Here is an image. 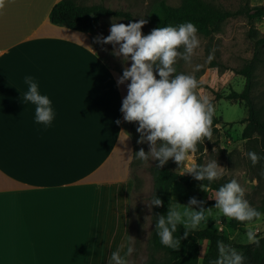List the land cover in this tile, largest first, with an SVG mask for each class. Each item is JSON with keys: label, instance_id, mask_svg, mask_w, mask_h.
Returning <instances> with one entry per match:
<instances>
[{"label": "crops", "instance_id": "1", "mask_svg": "<svg viewBox=\"0 0 264 264\" xmlns=\"http://www.w3.org/2000/svg\"><path fill=\"white\" fill-rule=\"evenodd\" d=\"M57 1L0 10V264H108L130 246L128 81L117 85L98 53L106 16L92 32L58 26L49 21ZM26 77L51 102L48 125L23 100Z\"/></svg>", "mask_w": 264, "mask_h": 264}, {"label": "clouds", "instance_id": "2", "mask_svg": "<svg viewBox=\"0 0 264 264\" xmlns=\"http://www.w3.org/2000/svg\"><path fill=\"white\" fill-rule=\"evenodd\" d=\"M7 3L8 0H0V10ZM146 23L145 19L128 24L112 23L109 35L97 36L94 41L112 45V54L119 57L122 64L130 62V66L123 68L117 85L128 81L120 112L125 122L138 125L137 144L148 145V151L140 148L134 153L135 158L144 162L156 161L155 166L159 169L170 159L180 166L189 153L197 150L198 143H204L206 138L210 140L212 135L213 105L207 97L196 94L195 77L177 73L175 67L178 60L188 64L192 62L195 50L200 46L198 29L191 22H186L175 27L153 28L143 35L142 28ZM213 58L214 55L210 54L208 60ZM25 83L28 84V91L23 100L35 105L36 122L48 125L53 119L49 98L39 93L38 85L31 77H26ZM116 123L119 124L120 120ZM126 134L127 140L130 134ZM247 156L253 165L261 159L254 152H248ZM222 170L217 161L212 160L206 165L193 164L186 173L197 181L211 182L221 177ZM244 196V189L236 179H232L215 192L214 207L224 217L240 222L259 219L262 213L252 207ZM204 203L196 197H190L187 204L168 205L166 214H156L155 229L160 243L173 250L178 249L180 240L186 238L189 231L196 230L202 221H206L205 214L210 213L211 209H205ZM152 206H163V201L155 194L148 205L150 209ZM178 225L183 226L184 237L173 236ZM246 235L249 242L259 244L254 231L249 229ZM122 248L123 245L110 254L108 264H129L125 257L131 256L135 249L128 246L122 256ZM217 249V258L209 264H244V255L223 241H217Z\"/></svg>", "mask_w": 264, "mask_h": 264}, {"label": "rangeland", "instance_id": "3", "mask_svg": "<svg viewBox=\"0 0 264 264\" xmlns=\"http://www.w3.org/2000/svg\"><path fill=\"white\" fill-rule=\"evenodd\" d=\"M158 0H79V4H102L115 10H124L132 14L133 22L139 19L147 20L142 28V34L147 35L153 26V20L149 16L151 6ZM167 4L177 6L180 0H164ZM219 8L235 10L239 8L244 0H204ZM251 6H262L264 0H248ZM130 20L108 15L100 24V32L103 37L106 27L112 23L128 24ZM200 46L195 50L190 64L178 60L175 65L177 73L193 75L197 81L196 94L199 97H207L214 108L213 115L220 119L216 124L218 132L214 133L210 140H204L202 147L197 144V150L189 153L186 160L178 166L173 160L167 163L177 172H185L199 157L202 165L216 160L223 168L220 178H228L229 181L236 179L244 189V198L252 207H256L264 196V167L261 163L253 167L248 165L245 153L246 138L242 135L244 124L242 121L247 116L244 101L240 98L231 97V93H239L243 89L244 76L235 72L249 60L255 51L258 52L259 62L255 70L253 97L258 104L264 99V43L255 47V41L264 38V13L261 17L251 21L244 16L231 17L221 23L216 31L204 36L197 33ZM99 44V43H98ZM98 53L106 63L115 70L119 76L123 68L130 66V62L122 64L121 59L112 54L113 48L110 44H100ZM183 49L181 48V51ZM210 54L214 58L209 61ZM159 78V77H157ZM138 125L135 122L124 121V134H130L129 140L132 144L133 159L130 165V178L133 188L130 194L131 200V225L129 232L130 246L135 251L128 256L129 264H143L148 259L150 252L149 235L153 226L152 207H148L154 191V180L152 167L156 161H140L135 158V152L143 148L148 151L147 144H137L139 134L136 132ZM264 163V161L262 162ZM219 178V179H220ZM215 192L204 186H184L175 181L171 187V196L175 203L187 204L190 197H196L204 201L203 207L210 208L206 212V221H202L198 228H209L226 235L236 243H250L247 239V231L251 229L256 233V238L264 236V213L259 219L246 223L238 229L231 228L220 222L219 210L215 205ZM207 242L201 244L200 256L203 255Z\"/></svg>", "mask_w": 264, "mask_h": 264}, {"label": "trees", "instance_id": "4", "mask_svg": "<svg viewBox=\"0 0 264 264\" xmlns=\"http://www.w3.org/2000/svg\"><path fill=\"white\" fill-rule=\"evenodd\" d=\"M263 13L262 6H251L248 0H244V3L235 10L219 8L204 0H180V4L177 6L167 4L164 0H158L151 6L149 16L153 20L152 29L175 27L191 22L198 29L199 34L207 36L216 31L221 23L228 18L244 16L251 21L261 17ZM108 15L123 17L133 22L132 14L127 11L111 9L102 4H78L74 0H58L49 12V21L58 26L92 32L96 30L99 19ZM262 43H264V38L257 39L255 47ZM257 54L258 52L255 51L242 67L235 70L236 73L244 76L245 82L241 92L231 93V97L242 99L247 109V116L242 121L245 123L242 135L246 138L245 153L248 165L254 166L247 153L254 152L261 157L256 164L261 163V166L264 167V163H262L264 161V99L262 103L258 104L252 94L255 81L254 73L260 60ZM219 122L220 119L213 115L212 135L218 132L216 124ZM198 145L202 147L201 143ZM196 165H202L199 157ZM152 172L154 191L151 199L155 194L163 201V206H152L153 226L149 235L150 252L148 259L143 264H209L218 256L217 241H223L242 253L245 257L244 264H264V236L256 238L259 241L258 245L252 242L236 243L221 232L209 228H197L189 231L188 236L180 240L178 249L173 250L163 246L155 229L156 214H166L168 205H172L174 201L171 196L173 183L179 181L187 187L204 186L217 191L220 186L229 182V179L222 177L211 182L208 180L197 181L188 173L174 171L168 163L160 169L154 165ZM255 209L264 213V196ZM220 222L235 229L248 223V221L240 222L223 215L220 216ZM173 236L175 238L184 237L182 225H178ZM204 242H207V245L203 255L200 256L201 244Z\"/></svg>", "mask_w": 264, "mask_h": 264}]
</instances>
